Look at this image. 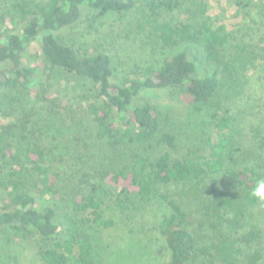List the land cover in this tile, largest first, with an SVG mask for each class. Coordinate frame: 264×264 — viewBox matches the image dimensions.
<instances>
[{
    "label": "trees",
    "instance_id": "obj_1",
    "mask_svg": "<svg viewBox=\"0 0 264 264\" xmlns=\"http://www.w3.org/2000/svg\"><path fill=\"white\" fill-rule=\"evenodd\" d=\"M227 4L234 11L231 28L221 20L224 11L209 14V0H0V116L8 114L0 124V238L12 244L34 240L36 259L29 264H92L94 231L118 228L126 212L159 202L171 211L155 226L156 249L167 264L262 263L264 232L252 223L264 202L250 193L264 179V117L262 111L250 114L260 102L243 96L244 75L264 68V0ZM173 13L179 19H171ZM110 14H130L131 27L152 48L179 52L140 78H117L102 43L76 48L71 38L81 22L90 36H98L96 23ZM33 43L40 48L38 65L25 61ZM61 83L91 117L88 140L107 145L83 151L81 158L98 161L99 170L82 190L70 171V148L53 153L42 147L44 116L78 124L66 99L50 96ZM6 88L30 100L31 111L18 96L3 95ZM171 88L182 91L188 108L212 131L203 162L174 157L176 134L165 129L153 106L138 102L145 93ZM12 103L21 110L7 112ZM66 131L74 134L71 127ZM216 174L232 184L208 187L206 178ZM171 184L182 185L176 200L160 192ZM184 199L198 204L197 227L177 202ZM57 202L70 211L63 220L53 207Z\"/></svg>",
    "mask_w": 264,
    "mask_h": 264
},
{
    "label": "rangeland",
    "instance_id": "obj_2",
    "mask_svg": "<svg viewBox=\"0 0 264 264\" xmlns=\"http://www.w3.org/2000/svg\"><path fill=\"white\" fill-rule=\"evenodd\" d=\"M227 2L228 0H209V14L219 16L224 11V16L221 20L227 23L224 25L231 28L233 24H230V22L234 11L227 6ZM171 15L173 16L170 17L171 19H179L180 17L176 13ZM131 23L130 14L122 16L110 14L101 18L96 23L95 28L97 27L102 30L98 36L95 34L90 36L88 31L83 29V27H86V24L81 22L80 24L84 25H81L78 29L80 33L71 38H73L76 48L79 46L91 48L95 44L102 43L111 57L117 78L126 76L140 78L148 70L156 69L164 58L178 50L152 48L147 44L145 36L139 35L133 30L130 25ZM105 32L109 33V38L105 37ZM260 33H264V28L260 29ZM259 34L257 31V36ZM64 35L67 36L66 34ZM39 54L40 48L38 43H33L25 54V61L31 65H38L41 62ZM244 77L246 87L243 97L248 98L251 95L252 99L260 102L253 105V109H250V114L262 111V113L260 112L262 115L259 117L263 118L264 110L259 109L256 105L259 106L261 104L264 106V68L258 65L257 69L248 71ZM60 86L57 92L53 91L50 96L59 98L62 101L66 99L67 109L73 113L72 117L76 119V123L78 121V124L76 127H72L71 122L73 120L65 116H56L55 118L48 115V117L44 116L46 118L44 121L46 122L47 128L42 136V147L47 148L53 153L57 152L56 148L61 152L70 148L67 151L69 155L68 159L71 161L72 166L70 171L75 174V179H77L82 190L86 187V181L90 180L92 182L96 172L99 170L97 169L98 161H94L91 157L81 158L84 154L83 151L89 150L94 152L95 146L97 147L96 149L102 150L107 145L104 142L88 140L90 130H92L91 117L88 111L83 105L77 102L79 100L75 98L76 93L70 90L65 91L63 84ZM2 94L16 95L22 99V95L13 89L6 88L2 91ZM21 101V107L24 108L27 106L26 108L30 112L31 101L22 99L17 102ZM138 102H147L153 106L159 114L165 129L176 134V150L172 152L174 157L190 156L200 158V162L206 160L204 158L208 156L209 152L205 140L208 136H213L211 134L212 131L209 133V129L204 126L205 119L203 116L195 114L188 108L181 90L171 88L145 93L138 99ZM20 105L18 103H12L7 112L13 113L16 108L20 111ZM60 112L62 115L65 114L63 110H60ZM5 116H8V114L0 116V124L7 122L8 117ZM259 117H257V120L260 119ZM250 119L254 124H257L253 116ZM8 121H11V119ZM31 121L43 125L40 122L41 120L32 119ZM70 127L74 130L73 135L71 132L66 131ZM60 131H62L61 134ZM244 133L246 136L247 132ZM81 138L85 142L80 143L79 140ZM47 158L49 160L51 156L48 155ZM49 164L51 163L49 162ZM205 183L208 187L214 186L216 189H221L232 184L229 177H223L220 174H216L213 177L209 176L206 178ZM181 189L182 185L171 184L162 187L160 192L169 194L172 199L176 200L178 197L177 193ZM177 202L185 213L186 219L192 226L197 227L198 221H201V216L197 210L198 204L189 199H184L183 201L178 200ZM53 207L62 220L66 212L67 214L70 213L64 202L54 203ZM150 208L151 206L147 208L148 210L142 212H126L123 223L118 228L101 229L100 231H94L93 234L91 233L93 248L90 259L92 264H167L165 253L160 247L156 249L159 240L157 239L158 235L155 231V226L158 218L170 216L171 211L163 202H159ZM254 215L256 218L252 224L264 232V203L254 211ZM248 229L249 227L246 226L242 233ZM6 239L8 237L0 238V264H29L30 261L36 259L34 256V251H36L34 240L33 242L27 240V242L22 244H12ZM159 250L161 253L158 252ZM189 264L208 263L205 259H200L192 261ZM261 264H264V259Z\"/></svg>",
    "mask_w": 264,
    "mask_h": 264
},
{
    "label": "clouds",
    "instance_id": "obj_3",
    "mask_svg": "<svg viewBox=\"0 0 264 264\" xmlns=\"http://www.w3.org/2000/svg\"><path fill=\"white\" fill-rule=\"evenodd\" d=\"M250 195L258 201L264 202V179H260L256 182V185L252 189Z\"/></svg>",
    "mask_w": 264,
    "mask_h": 264
}]
</instances>
